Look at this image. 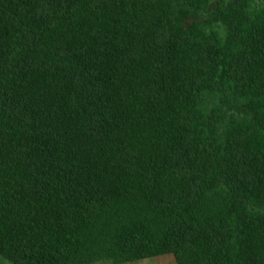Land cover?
Returning a JSON list of instances; mask_svg holds the SVG:
<instances>
[{
	"label": "trees",
	"instance_id": "obj_1",
	"mask_svg": "<svg viewBox=\"0 0 264 264\" xmlns=\"http://www.w3.org/2000/svg\"><path fill=\"white\" fill-rule=\"evenodd\" d=\"M264 264V0H0V258Z\"/></svg>",
	"mask_w": 264,
	"mask_h": 264
},
{
	"label": "rangeland",
	"instance_id": "obj_2",
	"mask_svg": "<svg viewBox=\"0 0 264 264\" xmlns=\"http://www.w3.org/2000/svg\"><path fill=\"white\" fill-rule=\"evenodd\" d=\"M0 264H8V263L4 262L0 258ZM101 264H107V263H101ZM127 264H175V263L173 261V258L170 255L166 254L151 259H144L138 262H129Z\"/></svg>",
	"mask_w": 264,
	"mask_h": 264
}]
</instances>
